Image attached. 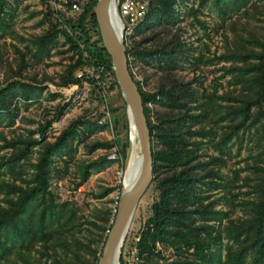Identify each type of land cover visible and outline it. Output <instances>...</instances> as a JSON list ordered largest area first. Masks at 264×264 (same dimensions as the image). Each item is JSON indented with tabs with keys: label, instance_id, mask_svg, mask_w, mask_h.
<instances>
[{
	"label": "trees",
	"instance_id": "obj_1",
	"mask_svg": "<svg viewBox=\"0 0 264 264\" xmlns=\"http://www.w3.org/2000/svg\"><path fill=\"white\" fill-rule=\"evenodd\" d=\"M40 1L46 7L43 17L52 21L42 33L28 39L26 51H18L15 68L0 85V120L4 117L9 123L13 120L11 106L15 99L27 100L28 93L41 84L33 74L23 73L31 66L26 55L30 54L34 61L48 57L58 34L64 37L72 54L54 85L80 86L85 80L100 89L93 76L84 72L76 76L75 72L101 63L108 72L107 91L116 89L120 94L97 31L92 11L96 0H68L56 9L49 0ZM186 1L146 0L145 15L127 36L129 42L125 41L128 71L140 94L149 130L151 183L156 190L150 215L136 236V264H264V25L260 32H255L246 22L237 23L248 15L264 18V0H196V7L186 11L195 15L210 3L219 25L231 19L232 38L228 40L224 34L225 48L216 58L230 62L224 73L230 74L232 89L220 94L215 89H199L192 79L185 80L179 73L181 63H189L193 57L190 47L180 38L179 28L175 27L181 20L178 8ZM72 2L79 7L75 16L70 15ZM6 5L7 0H0V37L10 28L11 14ZM239 26L242 32L235 30ZM200 58L198 55L193 60ZM139 62L149 65L156 76L150 91L143 89L133 77L131 66ZM142 80L146 82V78ZM150 104L157 105L160 111L152 123L148 117ZM50 122L47 119L37 123L26 137L0 136L1 148L9 151L0 156V174L7 177L0 178V264H73L66 260L68 255H72L74 264H95L98 257L100 246L90 249L89 259L77 255L75 249L80 240L73 236L77 225L74 212L65 211L54 200L51 182L58 169L54 160L61 159L66 166L76 144L100 131L102 126L78 116L48 140L44 132ZM222 122L227 123L217 133V125ZM251 128L263 141L247 164L250 175L236 186H247L244 191L247 199L239 201L243 213L231 218L226 209L215 207V202L224 196L212 198L211 194L226 189L221 168L230 152L228 144L232 136ZM34 132L39 139L31 137ZM202 142L208 143L215 154L203 151ZM84 144L88 151L100 146L97 141ZM126 145L123 143L121 147V164ZM33 146L38 148L34 161L29 162L26 156ZM102 158L76 165V185L86 180ZM26 165L30 167L28 173ZM122 169L123 164L121 172ZM232 175L236 177L237 170H232ZM15 179L20 182L15 183ZM119 190L120 185L118 193ZM118 193L106 221L112 219ZM228 194L235 195L230 191ZM229 202L233 208V201ZM223 220H226L224 224ZM109 225L101 227L100 245ZM33 250L38 254L36 257L31 253ZM118 264H125L120 255Z\"/></svg>",
	"mask_w": 264,
	"mask_h": 264
},
{
	"label": "rangeland",
	"instance_id": "obj_2",
	"mask_svg": "<svg viewBox=\"0 0 264 264\" xmlns=\"http://www.w3.org/2000/svg\"><path fill=\"white\" fill-rule=\"evenodd\" d=\"M141 1L145 0L138 2ZM50 5L52 6L51 3ZM189 7H196V0H187L178 8L181 20L175 24V27L179 28L180 38L184 44L190 47L193 57L190 58L189 63L185 61L181 63L182 69L179 73L185 80L192 79L193 85L199 89L206 91L215 89L217 94L231 90L230 74L224 73V67L228 66L230 62L220 61L216 58L224 51L226 44L224 34L228 40L232 38V32L229 30L231 19L219 25L217 13L210 3L203 5L200 10L195 12V15L186 13ZM45 9V4L40 0H7L6 10L10 12L11 20L8 24L10 28L3 31V36L0 37V85L15 68L20 54L18 51H26V47L29 46L28 39L32 35L42 33L52 21V19L47 20L43 17ZM78 11L79 7L73 10L70 15L75 16ZM195 19L202 24L197 23ZM121 21L123 27L126 28L123 29V40L124 43L125 41L128 43L129 37L127 36L131 35L133 25L125 23L123 18ZM240 22H246V26L250 29L260 32L264 25V18L260 15L258 18L248 15L237 23ZM235 30L242 32V27L239 26ZM71 54L72 52L67 50L64 37L58 34L55 46L48 57L34 61L30 54L26 55L31 66L26 67L23 73L33 74L35 80L41 81V84L34 92L28 93L27 100H21L18 97L15 99L14 106H11V111L14 113L12 123L2 117L0 136L6 139L26 137L37 123H43L47 119H51L44 132L48 140H52L61 129L78 116L95 121L102 126L100 131L85 136L82 138V142L76 144V151L66 166L61 159L54 160L58 169L51 182L54 200L61 203L65 211L71 209L74 212V221L77 225L73 229L75 234L73 236L80 240V244L75 249V246L70 243V248L75 249L79 257L89 259L90 249L100 246L98 239L103 232L101 227L110 224V220H106L108 212L114 206V199L118 193L117 186L119 187L120 178H122L120 169L123 163L121 164L120 153L122 144L127 143L128 128L124 101L121 95L116 93V89L107 91V81L100 85V89L94 86L95 83L93 85L85 80L81 81L80 86L60 87L53 84L59 81V74L69 61ZM198 55H201L200 60H193ZM87 70L88 67H84L82 70L76 71L75 75L78 76L84 72L89 77L92 76ZM131 71L134 79L142 84L143 89L148 91L153 89L156 76L149 65L139 62L131 66ZM143 77L146 78L145 83H143ZM150 105L148 117L152 123L155 121L156 113L160 111L157 105ZM226 123L222 122L217 125V133L224 129ZM36 134L32 133L31 137L39 139ZM91 141H97L100 146L88 151L84 142ZM262 141L254 128H251L238 131L228 144L230 152L225 157L226 162L221 168L226 189L214 191L211 197L224 196L220 202H215V207L226 209L231 218L243 213V206L239 201L247 199V195L244 194V191H247V186L240 188L236 186L241 185L243 178L250 175L251 169L247 164L251 163L252 157ZM1 143L0 139V156L9 152L7 149L1 148ZM201 144L203 151L215 154L208 143L202 142ZM37 148L38 146L30 148L31 151L26 156L29 162L34 161ZM98 157H103L104 160L96 169L90 171L84 182L76 185L78 180L76 165L80 161ZM25 169L27 173L30 171L28 165L25 166ZM232 170H237L236 177H233ZM0 178L6 179L7 177L1 173ZM19 182V180L15 181V183ZM229 191L235 195L232 197L228 194ZM1 197L0 195V199ZM155 198L156 190L150 183L135 206L120 247L119 255L125 264H136L137 262L136 236L142 223L150 215V204ZM230 200L233 201V208ZM225 222L226 220L222 221L223 224ZM31 253L34 257L38 255L35 250ZM66 260L75 263L72 255H68Z\"/></svg>",
	"mask_w": 264,
	"mask_h": 264
},
{
	"label": "water",
	"instance_id": "obj_3",
	"mask_svg": "<svg viewBox=\"0 0 264 264\" xmlns=\"http://www.w3.org/2000/svg\"><path fill=\"white\" fill-rule=\"evenodd\" d=\"M117 5L118 0H96L92 11L101 44L109 57L115 82L125 104L128 137L124 158L131 139H135L139 150V163L133 180L120 187L114 213L100 245L95 264H114L116 253L118 264L120 247L132 213L152 179L149 130L143 114L140 94L128 71L122 36L123 25Z\"/></svg>",
	"mask_w": 264,
	"mask_h": 264
},
{
	"label": "built area",
	"instance_id": "obj_4",
	"mask_svg": "<svg viewBox=\"0 0 264 264\" xmlns=\"http://www.w3.org/2000/svg\"><path fill=\"white\" fill-rule=\"evenodd\" d=\"M53 6V9L59 8L68 2V0H49ZM139 0H118V14L120 19L123 18L128 25H135L142 20L146 12V0L138 2ZM59 6V7H57ZM71 10L78 9V5L75 2L70 4ZM125 30V26L123 27ZM88 73H90L96 80L97 84H104L108 78V72L103 64L98 63L96 65L88 66ZM80 74H78L79 76ZM38 135L36 134V137ZM114 157V154H112Z\"/></svg>",
	"mask_w": 264,
	"mask_h": 264
},
{
	"label": "bare ground",
	"instance_id": "obj_5",
	"mask_svg": "<svg viewBox=\"0 0 264 264\" xmlns=\"http://www.w3.org/2000/svg\"><path fill=\"white\" fill-rule=\"evenodd\" d=\"M127 119V118H126ZM139 163V150L135 139H131L127 149V155L124 159L122 178L120 180V187L129 184L136 175ZM117 253L114 264H117Z\"/></svg>",
	"mask_w": 264,
	"mask_h": 264
}]
</instances>
